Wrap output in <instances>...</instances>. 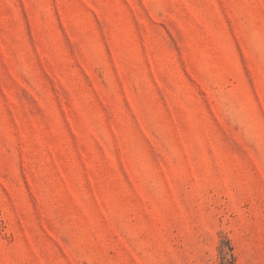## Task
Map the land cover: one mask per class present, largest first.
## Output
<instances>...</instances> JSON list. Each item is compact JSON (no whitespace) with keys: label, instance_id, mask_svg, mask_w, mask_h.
I'll return each mask as SVG.
<instances>
[{"label":"rangeland","instance_id":"374dc122","mask_svg":"<svg viewBox=\"0 0 264 264\" xmlns=\"http://www.w3.org/2000/svg\"><path fill=\"white\" fill-rule=\"evenodd\" d=\"M0 264H264V0H0Z\"/></svg>","mask_w":264,"mask_h":264},{"label":"trees","instance_id":"16d2710c","mask_svg":"<svg viewBox=\"0 0 264 264\" xmlns=\"http://www.w3.org/2000/svg\"><path fill=\"white\" fill-rule=\"evenodd\" d=\"M231 258H232V256H231Z\"/></svg>","mask_w":264,"mask_h":264}]
</instances>
